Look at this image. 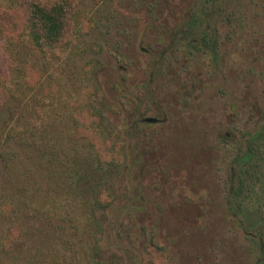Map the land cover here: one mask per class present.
I'll list each match as a JSON object with an SVG mask.
<instances>
[{"label":"rangeland","instance_id":"374dc122","mask_svg":"<svg viewBox=\"0 0 264 264\" xmlns=\"http://www.w3.org/2000/svg\"><path fill=\"white\" fill-rule=\"evenodd\" d=\"M71 1L0 29V264H264V0Z\"/></svg>","mask_w":264,"mask_h":264},{"label":"trees","instance_id":"16d2710c","mask_svg":"<svg viewBox=\"0 0 264 264\" xmlns=\"http://www.w3.org/2000/svg\"><path fill=\"white\" fill-rule=\"evenodd\" d=\"M9 3L11 8L8 9V13L3 11L0 15V29L6 33L14 32L15 34L19 31L20 34H16L18 37L28 33L32 42L43 49H53L59 45L69 19L74 17L70 16L73 7L71 0H9ZM2 20H4L3 24ZM251 153L252 148L248 145L240 156L241 161H248ZM97 154L102 156L99 151ZM242 186L243 179L240 172L237 184L234 183L229 190L230 205H236L233 207L236 213L240 211L237 196ZM13 227L19 229V224L14 223Z\"/></svg>","mask_w":264,"mask_h":264}]
</instances>
